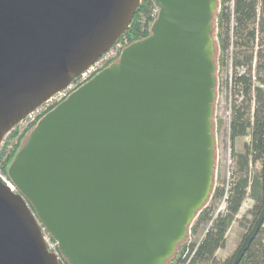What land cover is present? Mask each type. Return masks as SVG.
<instances>
[{
    "label": "water",
    "instance_id": "obj_1",
    "mask_svg": "<svg viewBox=\"0 0 264 264\" xmlns=\"http://www.w3.org/2000/svg\"><path fill=\"white\" fill-rule=\"evenodd\" d=\"M141 0H0V147L112 49ZM150 35L46 113L0 181V264H164L213 184L216 0H153ZM264 178V166H263ZM264 223V205L237 248Z\"/></svg>",
    "mask_w": 264,
    "mask_h": 264
},
{
    "label": "trees",
    "instance_id": "obj_2",
    "mask_svg": "<svg viewBox=\"0 0 264 264\" xmlns=\"http://www.w3.org/2000/svg\"><path fill=\"white\" fill-rule=\"evenodd\" d=\"M231 1L233 2L232 9L229 5ZM216 3L217 7L212 17L211 34L215 49L213 61L215 63L216 88L219 83L220 70L231 59L234 71L232 86L240 90V100L239 102L234 101V105L231 108L230 140L233 143L238 138L249 136L250 142L244 145L243 153L235 155V157L237 156L239 176L232 181L227 191L217 187V180L213 170V184L208 199L195 213L194 220L188 226L187 236L176 246L173 255L164 264H231L235 253L224 262L216 261L215 254L223 247L226 233L235 221L243 200L246 195L253 200L254 207L251 213L255 217L259 215L264 205L263 172L261 175L249 176L251 161L259 160L264 166V90L256 85V82L261 85L264 84V58L261 55L255 66V77L252 75L255 42L257 40L264 42V0H216ZM153 11V0L140 1L129 28L118 42L122 43L123 46L117 51L116 56L111 61L103 64L101 70L117 62L125 47L150 35L151 26L156 18ZM231 20L234 23L233 28H231ZM231 47L236 50L234 55L226 56V51ZM238 68H246V70L244 69L242 74H237L235 69ZM253 98L256 101V106L252 117L247 118V107ZM214 107L213 103L212 132L213 129L219 130L223 123L222 120L217 119ZM46 113L42 114L25 130L13 149L9 152H6V148L0 151V165L6 175L8 166L15 154L25 143L30 131ZM16 130L8 136L9 140L16 136ZM213 150L215 153V146ZM223 197H226L225 213L223 215L218 214L212 219L210 217L209 203ZM207 222L211 223V227L204 238L198 244L189 243L187 238L190 235H194L199 227ZM59 264L69 263L61 255ZM238 264H264L263 225Z\"/></svg>",
    "mask_w": 264,
    "mask_h": 264
},
{
    "label": "rangeland",
    "instance_id": "obj_3",
    "mask_svg": "<svg viewBox=\"0 0 264 264\" xmlns=\"http://www.w3.org/2000/svg\"><path fill=\"white\" fill-rule=\"evenodd\" d=\"M113 51V50H112ZM236 50L234 47L229 48L226 51V56L234 55ZM264 58V42L257 40L254 47V60L252 63V75L255 77V66L259 61V56ZM227 65V66H226ZM219 73V83L218 87H215V101L214 109L217 119L222 120V127L219 130L213 129V136L215 139V164L213 166L214 176L217 180V187L227 191L234 179L239 176L237 156L243 153L244 145L250 142V137L238 138L233 143L230 140L229 124L231 120V108L234 105V101L239 102L240 94L239 89L234 86H229L227 83L228 77V62ZM243 69V70H241ZM246 68L235 69L237 74H242ZM101 70V69H100ZM100 70L98 72H100ZM234 73V71H233ZM255 80V79H254ZM256 85L260 86L264 90V84L261 85L256 82ZM73 91H71L72 93ZM256 106V101L253 98L249 106L247 107L246 117L251 118L254 108ZM23 126L19 127L15 132L16 136L11 140L8 139L9 134L5 139L0 149L6 148V152H9L18 143L19 137L25 132L23 131ZM214 149V148H213ZM263 172V163L259 160L251 161L249 166V176L261 175ZM226 197L222 199H217L209 203L210 217L213 219L218 214H224L226 209ZM254 207L253 200L246 195L242 202V205L236 215L235 221L231 224L228 229L224 245L215 254V260L219 262H224L225 260L231 258L236 252L239 245L242 243L245 235L250 231L253 222L255 220V215L251 213ZM211 227V223L207 222L199 227L194 235H190L187 240L189 243L198 244L205 236L208 229ZM264 227V223H263Z\"/></svg>",
    "mask_w": 264,
    "mask_h": 264
},
{
    "label": "built area",
    "instance_id": "obj_4",
    "mask_svg": "<svg viewBox=\"0 0 264 264\" xmlns=\"http://www.w3.org/2000/svg\"><path fill=\"white\" fill-rule=\"evenodd\" d=\"M230 8H233V2L231 1L229 3ZM153 13L156 15L158 14V8L154 4V11ZM156 19V18H155ZM233 20H231V28H233ZM123 46L122 43H117L112 49H110L105 55H103L96 63H94L91 67H89L85 72H83L79 77H77L72 84L66 88L65 90L53 95L51 98H49L42 106H40L38 109H36L34 112L27 115L17 126L14 130L18 129L19 127L23 126V131L26 130L32 123H34L42 114L46 113L50 108H52L55 105H58L61 103L66 97L71 93V91H74V89L78 86L83 85L86 83L90 78L98 73V71L102 68L103 64L106 62L111 61L115 56L117 51ZM113 50V51H112ZM243 70V69H241ZM233 67L231 64V59L228 61V77H227V83L229 86L233 84ZM240 100V98H239ZM13 130V131H14ZM12 131V132H13ZM11 132V133H12ZM1 151V149H0ZM0 181L11 191L16 192V188L14 184L10 181L8 178V175H6L3 172V169L0 165ZM40 225V229L43 234V239L46 244V247L48 251L56 256L58 261H61V254L58 249V244L56 241L46 232L44 227Z\"/></svg>",
    "mask_w": 264,
    "mask_h": 264
},
{
    "label": "flooded vegetation",
    "instance_id": "obj_5",
    "mask_svg": "<svg viewBox=\"0 0 264 264\" xmlns=\"http://www.w3.org/2000/svg\"><path fill=\"white\" fill-rule=\"evenodd\" d=\"M240 246V245H239Z\"/></svg>",
    "mask_w": 264,
    "mask_h": 264
}]
</instances>
